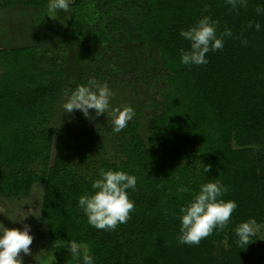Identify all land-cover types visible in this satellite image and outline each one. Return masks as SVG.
Returning <instances> with one entry per match:
<instances>
[{
  "label": "trees",
  "instance_id": "obj_1",
  "mask_svg": "<svg viewBox=\"0 0 264 264\" xmlns=\"http://www.w3.org/2000/svg\"><path fill=\"white\" fill-rule=\"evenodd\" d=\"M2 1L8 8L46 5V0ZM127 1L134 5L135 0L98 4L117 52L125 41L120 4ZM140 1L148 6L140 38L158 47L165 81L160 86L145 77L159 88L148 139L136 121L119 133L110 130L125 159L96 165L71 132L50 126L64 86L61 64L52 59L51 69H44L38 46L0 49V193L19 197L29 195L34 184L44 185L40 237L57 242L51 264H78L67 250L70 241L87 245L96 264H264V243L255 235L243 249L234 233L249 217L264 228V14L256 12L264 0H247L236 10L226 0ZM204 15L219 20L218 34L229 28L234 38L206 54L208 64L183 65L179 49L190 44L179 31ZM250 22L260 30L248 27ZM108 78L126 86L136 79L133 73L97 69L89 79L71 83L70 91ZM69 124L88 129L97 141L105 133L94 122ZM73 153L87 171L76 169ZM205 164L211 167L203 174ZM109 168L135 175L137 186L128 190L135 201L130 219L106 231L90 225L77 205L80 195L95 191L91 184L100 170ZM218 176L229 186L224 199L238 204L229 226L199 245L180 244L176 213L191 197L178 196L176 187L190 183L198 191L200 183Z\"/></svg>",
  "mask_w": 264,
  "mask_h": 264
},
{
  "label": "rangeland",
  "instance_id": "obj_2",
  "mask_svg": "<svg viewBox=\"0 0 264 264\" xmlns=\"http://www.w3.org/2000/svg\"><path fill=\"white\" fill-rule=\"evenodd\" d=\"M100 0H73L70 11L55 14L48 11V0L44 7L15 6L4 7L0 0V49H13L24 46H38L41 49V63L46 70L51 69V60H57L65 71L64 86L56 105L50 126L59 131L71 132L81 147L91 151L90 158L99 165L101 161L119 162L125 159L112 130L111 115H95L89 110L85 118L80 110L66 113L63 103L70 85L80 77L89 79L97 69L113 70L121 74L133 73L136 77L132 86L108 78L106 83L114 92L113 107L131 105L135 109L132 121L139 122L145 140L149 137L153 101L158 98L159 88L150 87L145 79L151 76L164 86V67L159 49L154 44H144L140 38V25L147 12V4L140 0L120 4V15L124 22L125 41L117 52L111 38V26L98 4ZM49 15H54L55 18ZM105 83V82H104ZM130 121V122H132ZM81 122L87 125L94 122L104 130V136L97 141L92 133L84 128L70 126ZM129 123V122H128ZM124 130V129H123ZM79 172L87 171L78 161L77 154L70 156ZM39 170L38 166H33ZM44 195V185L34 184L29 195L5 198L0 193V222L9 228L31 227L33 242L31 254L23 257V264H51L57 242L40 237V215ZM256 236L264 243V228L257 226Z\"/></svg>",
  "mask_w": 264,
  "mask_h": 264
},
{
  "label": "clouds",
  "instance_id": "obj_3",
  "mask_svg": "<svg viewBox=\"0 0 264 264\" xmlns=\"http://www.w3.org/2000/svg\"><path fill=\"white\" fill-rule=\"evenodd\" d=\"M73 0H48L49 13L70 11ZM232 10L238 6H247V0H226ZM258 15L264 14V6H257ZM55 18L54 15H49ZM219 20L210 15L198 18L195 24L186 30L181 28L179 35L190 44L188 49H179L180 63L187 66L206 65L209 63L206 54L222 50L226 37H233V32L225 28L218 34ZM248 27L260 30L259 23H249ZM234 38V37H233ZM247 44V40L241 41ZM114 92L105 83L92 81L79 84L75 89L66 93L63 108L66 113L80 110L85 118L89 117V110H95V115L110 114L112 131L119 133L125 129L128 122L132 121L135 109L131 105L113 107L111 104ZM210 165L205 164L203 174L210 170ZM177 179H179L177 177ZM137 177L124 170L101 169L98 178L92 181L91 187L95 191L85 193L78 198V208L86 215L88 223L97 229L106 231L115 230L118 224L126 223L130 213L135 208V201L130 199L129 189L135 190ZM199 190H193L190 183L180 184L176 187V194H190V199L179 208L180 221L177 240L180 244L199 245L203 238L211 235L213 231H223L230 224L232 213L237 209L235 200H225L224 196L229 191V186L218 177L209 179L199 184ZM166 203V201H165ZM167 212L168 209L166 208ZM257 232V221L249 217L241 221L234 228L237 237L236 244L245 248L254 241ZM33 242L31 227L9 228L0 222V264H23V257L31 254L30 245ZM71 256L78 264H96L94 256L87 245L70 241L67 247Z\"/></svg>",
  "mask_w": 264,
  "mask_h": 264
}]
</instances>
